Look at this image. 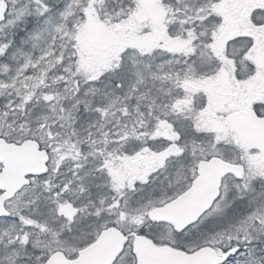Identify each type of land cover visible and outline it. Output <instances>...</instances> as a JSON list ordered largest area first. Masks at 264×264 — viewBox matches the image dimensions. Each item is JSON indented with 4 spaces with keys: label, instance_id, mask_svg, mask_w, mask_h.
Returning a JSON list of instances; mask_svg holds the SVG:
<instances>
[{
    "label": "snow or ice",
    "instance_id": "snow-or-ice-1",
    "mask_svg": "<svg viewBox=\"0 0 264 264\" xmlns=\"http://www.w3.org/2000/svg\"><path fill=\"white\" fill-rule=\"evenodd\" d=\"M0 264H264V0H0Z\"/></svg>",
    "mask_w": 264,
    "mask_h": 264
}]
</instances>
